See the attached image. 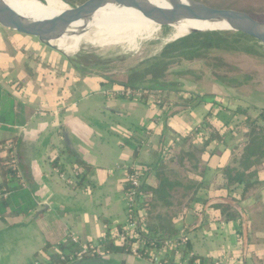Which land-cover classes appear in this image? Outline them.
Wrapping results in <instances>:
<instances>
[{
  "label": "crops",
  "instance_id": "1",
  "mask_svg": "<svg viewBox=\"0 0 264 264\" xmlns=\"http://www.w3.org/2000/svg\"><path fill=\"white\" fill-rule=\"evenodd\" d=\"M66 55L0 25V157L5 163L2 145L12 142L19 183L38 205L28 217L0 220V264L44 260L47 245L57 252L54 245L71 235L98 244L106 235L104 220L115 227L127 219L125 176L134 166L148 172L144 183L150 191L143 199L155 200L150 224L159 232L169 227L179 233L186 232L183 225L175 229L179 222L193 226L187 233L190 257L207 264H264V172L259 186L247 192L242 187L227 192L224 184L225 169L239 167L254 132L244 116L233 118L236 108L228 105V96H218L226 102L198 105L190 94H176L181 102L168 97L169 104L160 108L153 99L119 95L122 88L113 79L85 71L63 59ZM109 83L113 88H107ZM228 90L233 89L222 92ZM231 121V128L222 132ZM203 124L216 134L206 151ZM68 151L91 167L84 185L78 186ZM227 197L238 202L242 237L237 223L228 221L218 206ZM187 204V210L179 211L186 210L184 217L175 212ZM105 264L152 263L109 255Z\"/></svg>",
  "mask_w": 264,
  "mask_h": 264
},
{
  "label": "trees",
  "instance_id": "2",
  "mask_svg": "<svg viewBox=\"0 0 264 264\" xmlns=\"http://www.w3.org/2000/svg\"><path fill=\"white\" fill-rule=\"evenodd\" d=\"M43 1V0H39ZM241 35V34H239ZM250 41L255 40L245 36ZM229 40H228V39ZM230 39L232 41H230ZM241 40L237 37L229 36V34L223 33H195L189 35L185 38L179 39L175 43H172L166 47L164 52L160 57L152 58L145 61L141 66L143 71L134 76H126L121 75L118 77H113L114 83H122L125 89L136 90V88L150 83V88L154 86L160 85L161 81L168 76L170 70L174 67L180 65L181 60H187L192 57H196L200 53L209 52L212 50H226V51H241L244 53L250 54V47L245 45L244 48H236V44H240ZM258 43V42H256ZM242 44V43H241ZM259 44V43H258ZM180 60V61H179ZM218 82V81H217ZM179 83H175L172 85L162 84L160 90L153 94L149 92L148 94H143L142 101L148 102L151 96H155L156 100H161L160 108L168 105L169 100L168 97H163L162 94L165 92L167 87L168 91L178 92V88L180 86ZM170 86L171 89L169 88ZM176 87V88H175ZM180 89V88H179ZM166 90V91H167ZM179 93L184 95L190 94L191 100L198 101V105L207 102L205 97H194L196 96L194 93H189V91H185L183 89L179 90ZM216 105L215 103L213 104ZM230 111V110H229ZM233 114V118H237V115L245 117L246 127L252 132L251 140H250V149L248 153H246L245 157L240 162L238 168H227L224 171V184L227 192H230L235 188H243L244 192H247L249 189L253 187L259 186L258 183L260 181L259 173L264 172V110L259 111L256 118H253L249 115L248 109L243 107H238L235 110H231ZM213 113V110L208 113V117ZM237 122V121H236ZM234 121L225 123L222 126L223 130L228 131L231 128V124ZM202 139H203V148L206 151L210 150L213 145L216 134L212 127L208 124H203L202 129ZM68 157L71 158L70 164L73 167L74 173L78 178V186L84 185L87 179V172L89 173L90 166L84 161L73 157L68 151ZM59 160L54 162V166L59 167ZM148 172L144 173L143 177V185L138 193L137 202L139 205V210L136 213L138 216L145 214L147 217L144 232L146 238H150L156 240L157 243L166 242L175 240L180 236L178 231L172 232L169 227H166V231L157 230V226L154 228L152 224L149 222V214H152L153 206L155 203L154 199L147 198L143 199V197L149 196V187H147L146 183H144ZM0 176L3 178L0 183V189L5 190V192L9 193L7 199L2 200L0 202V220L6 222L8 218L15 217H28L37 209V203L31 198L29 192L24 190V187L19 183L18 172L13 171L8 168V166L3 163L0 157ZM227 176V177H226ZM6 188V189H5ZM156 191H154L155 193ZM160 192V191H157ZM160 194V193H158ZM161 198L164 195H159ZM224 197V196H223ZM228 200L223 203H219L218 206L223 207L224 213L226 214V219L228 221H233L237 223V232L240 237L243 236V222L241 218L240 211L235 205L236 200L231 197H227ZM198 211L195 212L197 214ZM106 225V235L105 239H102L98 246L101 248V253L96 252V249L91 250V252H96L93 256L86 255L84 259L79 262L80 264L88 263L92 261H97L100 264H105V257L109 255H129L131 248L133 247L135 240L128 239L125 242L120 243L117 238H113L112 234L114 229L122 230L124 224L116 225L112 227L109 220H104ZM8 224V223H5ZM11 227L10 225H7ZM169 231V232H167ZM159 232L160 234L156 233ZM163 232V234H162ZM190 230H186V233H189ZM158 234V235H157ZM91 244V243H90ZM58 248L57 252L52 253V246L47 245L43 249V253L49 259L46 264H68L69 258L79 252L81 249L79 246H75L73 243H65L60 242L57 245H54ZM192 252V246L190 242L187 243L183 255L184 259L187 260L189 264H207L208 262L201 257L192 256L190 257V253ZM172 257L174 258L175 252H171ZM64 258V259H63ZM77 264V263H76Z\"/></svg>",
  "mask_w": 264,
  "mask_h": 264
},
{
  "label": "rangeland",
  "instance_id": "3",
  "mask_svg": "<svg viewBox=\"0 0 264 264\" xmlns=\"http://www.w3.org/2000/svg\"><path fill=\"white\" fill-rule=\"evenodd\" d=\"M198 1L211 7L247 12L264 19V0ZM222 33L239 38L242 44H236L235 47L243 49L245 45H248L251 51L250 54L234 50H212L200 53L196 57L179 60L181 64L170 70L163 83L167 86L179 83L176 86H180L179 88L185 91H194L196 96L205 97L208 102L213 100L226 102L225 98L218 97L225 94L229 98L228 105L231 109L242 106L256 116L259 111L264 110V46L234 32ZM173 35L174 32L172 30L162 29L154 37L140 43L138 49L134 51L123 50L120 47L109 48L104 51L81 50L77 54H67L66 58L63 59H71L76 66H83L85 71L95 72L103 79H111L121 75L134 76L143 71L141 65L145 61L160 57L168 45L176 42L172 40ZM230 41L232 40L230 39ZM106 86L107 88H113V84L110 83ZM171 87L173 86L169 88L171 89ZM227 87L233 90L223 93L222 90H227ZM152 93L154 94L155 92L152 91ZM162 96L169 97L171 101L176 99L181 102V98L177 99L176 93L172 91H167ZM2 180L3 178L0 176V182ZM179 199L182 198L180 197ZM176 200L178 201V198ZM189 204L175 212L184 217V212ZM184 209L186 210L183 213L179 212ZM182 222L176 224L175 229H182V225L186 230L191 231L193 229L191 224ZM163 224L174 225V223ZM172 232H174L173 229ZM57 249L55 246L54 250L57 251Z\"/></svg>",
  "mask_w": 264,
  "mask_h": 264
},
{
  "label": "bare ground",
  "instance_id": "4",
  "mask_svg": "<svg viewBox=\"0 0 264 264\" xmlns=\"http://www.w3.org/2000/svg\"><path fill=\"white\" fill-rule=\"evenodd\" d=\"M57 6L54 15H59L66 7L61 0H47ZM110 5L77 12L57 31L46 36L55 46L66 54H77L81 50L104 51L112 48H122L127 51L137 50L140 43L154 37L160 28L152 19L159 15L150 8L168 11L171 9L166 0H109ZM4 6H10L19 13L30 14L29 7L35 0H0ZM50 17V15L45 16ZM168 23L175 29L172 40L175 41L188 32L198 29L221 30L227 25H210L196 22L186 13H176L169 17Z\"/></svg>",
  "mask_w": 264,
  "mask_h": 264
},
{
  "label": "water",
  "instance_id": "5",
  "mask_svg": "<svg viewBox=\"0 0 264 264\" xmlns=\"http://www.w3.org/2000/svg\"><path fill=\"white\" fill-rule=\"evenodd\" d=\"M166 1L171 6V9L168 11L150 8L152 13L159 15L157 18L152 19V21L159 26L160 30L170 29L175 33V29L169 25L168 19L170 16L179 12L190 15L199 23H207L210 25L225 23L227 25L226 29L221 30L202 31L195 29L179 39L195 33L234 32L235 34L245 35L264 46V19L258 16L232 9L211 7L198 0ZM61 3L66 9L59 15H54L57 6L47 0H35V4L28 6L30 14L27 15L19 13L16 9L0 3V25L19 34L37 38L45 46L66 54L51 41H48L46 36L57 31L77 12L89 9L95 5L105 7L110 5V2L109 0H61ZM48 15L50 17H45Z\"/></svg>",
  "mask_w": 264,
  "mask_h": 264
},
{
  "label": "built area",
  "instance_id": "6",
  "mask_svg": "<svg viewBox=\"0 0 264 264\" xmlns=\"http://www.w3.org/2000/svg\"><path fill=\"white\" fill-rule=\"evenodd\" d=\"M119 95L126 96L127 98H143V93L132 95L130 92H123L118 90ZM150 99L155 100L157 107H160L161 100H156L154 96ZM2 126L0 122V127ZM3 159L9 169L19 172L18 160L15 151V146L12 142L8 141L2 145ZM145 170L141 167L134 166L127 171L125 176V207L127 220L124 223L122 230L114 229L112 237L117 238L120 243L128 239L135 240L129 255L149 261L152 264H189L184 259L183 251L189 242L186 232H182L180 236L171 241L157 243L156 240L146 238L144 232L147 217L145 214L138 216L136 213L139 210L137 202L138 193L143 185V177ZM9 196L5 190H0V202L7 199ZM105 239V238H104ZM65 243H73L75 246L80 247V251L69 258L68 264H76L81 262L86 255L93 256L96 252L101 253V248L98 244L83 243L76 235H71ZM96 249V252L91 250ZM171 252H175L174 258ZM64 259V258H63ZM49 259L45 256L44 260H36L33 264H46ZM213 264H225L222 260L214 261Z\"/></svg>",
  "mask_w": 264,
  "mask_h": 264
},
{
  "label": "flooded vegetation",
  "instance_id": "7",
  "mask_svg": "<svg viewBox=\"0 0 264 264\" xmlns=\"http://www.w3.org/2000/svg\"><path fill=\"white\" fill-rule=\"evenodd\" d=\"M205 4V3H204ZM207 5V4H206ZM209 6V5H208ZM239 35V34H238ZM112 79V78H111ZM113 82H114V80H113ZM118 85H119V88L121 89H123V92H130L132 95H137L138 93H143V94H148L149 92H152V91H158V90H160L161 88H163L162 87V84H163V82L161 81V83H160V85L158 84L157 86H154L153 88H150L151 86L149 85L150 83H147V84H144V85H142V86H140V87H138V88H136V90H132V89H125L124 88V86H122L121 84L122 83H117ZM166 88V90L168 89L167 87H165ZM121 89V90H122ZM181 89V88H180ZM179 88H178V92H176V94H181V93H179V90H180ZM119 90V89H118ZM165 90V92H167ZM164 92V93H165ZM155 97V96H154Z\"/></svg>",
  "mask_w": 264,
  "mask_h": 264
}]
</instances>
